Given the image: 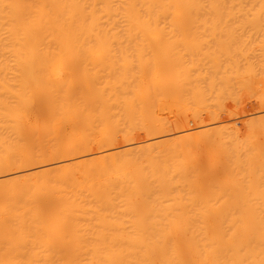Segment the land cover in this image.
Here are the masks:
<instances>
[{
    "label": "bare ground",
    "instance_id": "6f19581e",
    "mask_svg": "<svg viewBox=\"0 0 264 264\" xmlns=\"http://www.w3.org/2000/svg\"><path fill=\"white\" fill-rule=\"evenodd\" d=\"M248 16L264 0H0V264H264L263 129L218 121L264 110Z\"/></svg>",
    "mask_w": 264,
    "mask_h": 264
},
{
    "label": "rangeland",
    "instance_id": "374dc122",
    "mask_svg": "<svg viewBox=\"0 0 264 264\" xmlns=\"http://www.w3.org/2000/svg\"><path fill=\"white\" fill-rule=\"evenodd\" d=\"M248 8H246V10H247ZM252 8H250L249 10H251ZM249 15H251L252 16V14H249ZM247 17V16H246ZM246 17H244V18H242V19H245ZM258 17V16H257ZM256 16L254 17V16H252L251 18H254V19H256L257 18ZM264 17V16H263ZM262 17V18H263ZM250 18V16H248V19ZM262 18L261 17H259V20H260V22H259V20H258V22L260 23V25H262L263 27H264V23H262L261 22V20H262ZM241 18H240V20L239 21H241L242 20ZM248 19H246V21L244 22V20L242 21L243 23H241V22H239L241 25H243V26H241L240 24H238V27L237 26H235L234 24V22L236 21L237 23H238V21H237V19L236 20H233L234 22H232V20H231V22L232 23H230L229 21H224V26L223 27H226L227 25H229V27H230V25L232 26V24L234 25L233 26V30H234V28L236 27V30H241L242 31V29L244 28V26L245 27H247L248 26V28H246V29H248V30H250V28H257V26L258 27H261L260 25H259V23L257 22V21H255L254 19H249L250 20V22H249V20ZM251 20H252V24H250L251 23ZM255 21V22H254ZM223 22V21H222ZM222 22H218V24L217 25H219L220 27H222ZM230 24H229V23ZM205 23V22H204ZM203 23V26H207L208 24H204ZM220 23V24H219ZM254 23H255V25H256V23H257V25L256 26H254V27H252V25H254ZM249 24L251 25L250 26V28H249ZM216 25V24H215ZM200 26L201 27H203L202 26V22L200 23ZM228 27V26H227ZM226 27V28H227ZM242 28V29H241ZM231 29V28H230ZM244 30H245V28H244ZM240 31V32H241ZM241 44V43H240ZM254 44H256V43H254ZM253 98H251V99H249V100H246V101H244V103L246 104V106H245V104L244 103H242V105H241V108L239 109V111L237 110L236 111V113L237 112H239V113H235L234 115H229L230 117H232L231 119L229 118V116H228V114H226V113H224L223 112V114L225 115H223V114H221L220 115V117H219V119L220 120H218L219 121V123L220 124H222V125H231V121H234V120H237V122H236V124H237V126L236 127H238V129H240V130H242L243 132H244V128H246V127H248V126H246V121L248 120V121H250L251 119L254 121L256 118L255 117H257V119L254 121L255 123H256V121L258 120V122L256 123V124H261V126H262V129H263V135H264V116H262V115H264V110H262L263 108H261L262 106L259 104V103H256L257 101L256 100H253V101H251ZM232 101H230L229 102V100L226 102L227 103V105H229V106H231L232 105V103H231ZM248 102H250V103H248ZM255 102V103H254ZM258 104H259V106H258ZM264 104V103H263ZM262 104V105H263ZM252 105V106H251ZM264 106V105H263ZM248 108V110H247V108ZM261 108V109H260ZM244 111H243V110ZM242 111H243V113H242ZM260 111H262V112H260ZM228 113V112H227ZM261 113V114H260ZM243 114V115H242ZM255 114V115H254ZM245 115V116H244ZM258 115V116H257ZM238 117V118H236L235 119V117ZM260 116H262L263 118H261ZM227 117V118H226ZM244 117V118H243ZM246 117V118H245ZM253 117V118H252ZM258 117H259V119H258ZM248 118H251V119H248ZM261 118V119H260ZM221 119H222V121H221ZM242 119H244V120H242ZM260 120V121H259ZM263 120V121H262ZM245 121V122H244ZM222 122V123H221ZM224 123V124H223ZM228 123H230V124H228ZM250 123V122H249ZM254 124V123H253ZM190 129H196V127H198V125L196 124H194V122H191L190 124ZM245 127H244V126ZM247 125H249V124H247ZM196 126V127H195ZM192 127V128H191ZM195 127V128H194ZM176 130H171L170 132H169V134L168 133H166V135H168V136H172L171 138H173V136L174 137H177L176 135L179 133H177V132H175ZM171 133V134H170ZM135 139H136V141L135 140H133V142H136L138 145H144V144H146L147 143V141L149 140V138L147 139V137L145 138V135L144 134H140V135H137L136 137H135ZM263 139H264V136H263ZM262 141H264V140H262ZM123 141L122 140H119L118 142H116V144L115 145H117V146H114V147H110V148H112V149H110V148H108V149H106V148H103V150L102 149H94L93 151L91 150V151H88L87 153H84V154H87L86 155V157H92V155H97V154H99L100 153V151L101 152H106V150L107 151H110V150H119L121 147L123 148L124 147V145H126L125 143L123 144L122 143ZM132 142V143H133ZM146 142V143H145ZM135 143V144H136ZM116 148V149H115ZM121 148V149H122ZM110 149V150H109ZM263 149H264V145H263ZM99 150V151H98ZM263 152H264V150H263ZM84 154H82V157H84L85 155ZM90 155V156H89ZM78 157V159H79V157H81V154H75L74 156L72 155L71 157H69V156H67V157H65L63 160H59L60 161V163L58 162V160H56L55 161V163H54V161H51V162H47V163H44V164H40V166H34V167H42L43 165H46V164H48L47 166H50L51 165V167H53V166H56L57 167V165L59 166L60 164H62V162L63 161H65V162H63V163H67V162H69V160L70 159H72V160H78V159H75V158H77ZM81 157V158H82ZM69 160H68V159ZM67 160V161H66ZM62 161V162H61ZM71 161V160H70ZM54 164V165H53ZM68 164V163H67ZM66 165V164H65ZM61 166V165H60ZM30 169H33V168H30ZM263 173H264V170H263ZM9 175H11V174H9ZM264 175V174H263ZM264 177V176H263Z\"/></svg>",
    "mask_w": 264,
    "mask_h": 264
}]
</instances>
